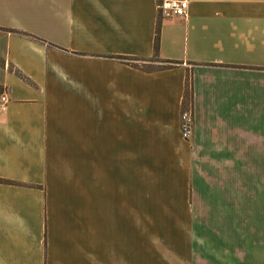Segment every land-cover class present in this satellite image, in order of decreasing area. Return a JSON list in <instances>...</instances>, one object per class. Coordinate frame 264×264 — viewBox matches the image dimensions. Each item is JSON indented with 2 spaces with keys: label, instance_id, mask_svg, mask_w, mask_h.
<instances>
[{
  "label": "crops",
  "instance_id": "0c3cea01",
  "mask_svg": "<svg viewBox=\"0 0 264 264\" xmlns=\"http://www.w3.org/2000/svg\"><path fill=\"white\" fill-rule=\"evenodd\" d=\"M186 1L0 0V264H264V0Z\"/></svg>",
  "mask_w": 264,
  "mask_h": 264
},
{
  "label": "rangeland",
  "instance_id": "374dc122",
  "mask_svg": "<svg viewBox=\"0 0 264 264\" xmlns=\"http://www.w3.org/2000/svg\"><path fill=\"white\" fill-rule=\"evenodd\" d=\"M153 61H156L155 59ZM249 191H245L244 186L242 188V202H241V211H242V221L245 223L247 228L249 227V221L252 219L254 226L258 221L264 224V172L259 174L257 185H252V189H247ZM251 191V194H250ZM249 213L247 216L245 215ZM227 223V222H226ZM233 224V222H232ZM215 226V225H213ZM214 232H210L211 239H233L232 234L227 233H218L216 227H212ZM254 234L252 239L254 241L259 240V238L263 239L264 236V227L260 229H253Z\"/></svg>",
  "mask_w": 264,
  "mask_h": 264
},
{
  "label": "built area",
  "instance_id": "2783aa9c",
  "mask_svg": "<svg viewBox=\"0 0 264 264\" xmlns=\"http://www.w3.org/2000/svg\"><path fill=\"white\" fill-rule=\"evenodd\" d=\"M161 12L166 16H187L188 2L186 0H162L159 5ZM8 98L6 93L0 94V112L7 108ZM195 117L191 106L181 113L180 131L184 139L190 140L194 135Z\"/></svg>",
  "mask_w": 264,
  "mask_h": 264
},
{
  "label": "trees",
  "instance_id": "16d2710c",
  "mask_svg": "<svg viewBox=\"0 0 264 264\" xmlns=\"http://www.w3.org/2000/svg\"><path fill=\"white\" fill-rule=\"evenodd\" d=\"M159 31H160V23H158L157 25V32H156V37H155V44H154L155 56H157L158 49H159ZM191 101H192V84H191V79L189 77L187 79V87L185 91L184 104L189 107L191 105Z\"/></svg>",
  "mask_w": 264,
  "mask_h": 264
}]
</instances>
